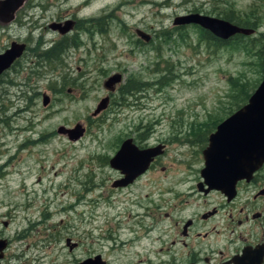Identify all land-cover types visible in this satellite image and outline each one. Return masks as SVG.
Returning <instances> with one entry per match:
<instances>
[{
	"label": "rangeland",
	"instance_id": "obj_1",
	"mask_svg": "<svg viewBox=\"0 0 264 264\" xmlns=\"http://www.w3.org/2000/svg\"><path fill=\"white\" fill-rule=\"evenodd\" d=\"M190 13L232 17L246 28L244 21L255 19V33L218 47L195 26L172 25ZM72 19L75 33L59 37L48 29ZM60 38L59 55H34ZM12 41L27 49L0 80V221L7 222L9 252L43 264H72L88 253L106 264L155 261L169 241L161 230L171 223L162 216L171 197L179 194L184 218L196 211L200 151L243 97L242 90L232 97L229 80L252 87L247 95L260 81L264 0H25L10 24H0V53ZM114 74L120 83L109 94L102 83ZM127 82L137 90H125ZM105 96L106 108L92 117ZM75 124L84 129L75 142L56 133ZM145 131L148 144L167 140L165 155L135 183L112 188L119 175L108 160L122 138ZM154 221L157 228L145 235ZM113 222L118 240L128 241L123 246L101 240ZM67 238L77 243L71 251Z\"/></svg>",
	"mask_w": 264,
	"mask_h": 264
},
{
	"label": "flooded vegetation",
	"instance_id": "obj_2",
	"mask_svg": "<svg viewBox=\"0 0 264 264\" xmlns=\"http://www.w3.org/2000/svg\"><path fill=\"white\" fill-rule=\"evenodd\" d=\"M69 21L73 22L72 29L69 32L75 33L78 29V22L75 19ZM63 22L57 21L52 23ZM244 24L248 25L250 29L253 30L256 20H246ZM196 29L198 30L197 27ZM253 33H255L254 30ZM63 42L64 38H60L57 42H52L46 49L52 51L55 49V51H57L59 47L64 46V44H62ZM17 43L24 44V51L6 71L0 74V80L8 71H12L17 61L25 54L27 49L26 44L22 42ZM34 55L38 58L40 56L42 57V54ZM31 75L37 76V72L34 71ZM19 92L22 93L20 88L18 89V93ZM134 135L135 134L132 133L131 138H122L123 140L121 139L119 141L118 147L125 139H131L132 143L138 149L158 147L160 148L161 154L153 157L147 169L124 187L135 183L153 169L161 158L159 156L163 153L165 155L168 145L167 140H156L154 143L148 144V140L146 139L148 135H151L148 131H145V133H137L135 138ZM201 142H204V139L201 140ZM205 142H207V138ZM204 145L206 146V144ZM202 167L203 161H201L196 174L195 190L199 195L196 211L189 218H184L182 210L177 204L180 201L179 194H175L173 198L171 197V199L174 200V204L171 205L168 212L162 214V216L165 219H169L171 223L167 226V230H161L163 231L161 237H165V239L169 241L168 244L163 242L162 246L156 250V254L160 256L155 261H151L150 264H264V163L260 165L248 179H242L235 183L234 195L232 197H227V195H223L216 190L204 192L206 186L202 185V179L200 177V170ZM161 171H164V168H161ZM115 172H117L119 176L116 177L114 181L122 179V175L118 171ZM197 185L200 189H197ZM189 194H191V192ZM210 197L214 198L210 199ZM147 214L149 216H155L153 213ZM135 216L141 219L145 217L141 214ZM172 216H174V220ZM157 224L158 223L154 221L152 226L146 227L143 230L145 235L153 228H157ZM115 225L116 224L113 222L111 226L113 229L106 230L105 236L102 237L101 240H103V243H110L113 246H115V244L123 246L126 242L128 243V241L122 242L118 240V235L120 236V234L118 233L117 235V228ZM6 226V221H0V264H43L44 261H41L42 258L27 262L25 261L27 259L25 257L11 255L9 247L12 240L2 235V230L5 229ZM21 237L20 234H15L14 239L19 241ZM159 239L160 237H157L155 241H159ZM66 240L68 241L67 244L65 243ZM129 241H133V239ZM186 241L188 243H186ZM64 244L68 251H71L77 246V243L71 242L68 238L65 239ZM182 249H184V251ZM52 262L53 261H49L47 264H51ZM71 262L72 264H106L104 258L93 253H88L82 258H71Z\"/></svg>",
	"mask_w": 264,
	"mask_h": 264
},
{
	"label": "water",
	"instance_id": "obj_3",
	"mask_svg": "<svg viewBox=\"0 0 264 264\" xmlns=\"http://www.w3.org/2000/svg\"><path fill=\"white\" fill-rule=\"evenodd\" d=\"M25 0H0V24L7 25L14 20L15 13L23 6ZM196 25L218 40L225 41L234 35L249 36L252 29L239 28L225 20L200 14H188L175 17L173 26ZM73 22L51 23L48 29L62 36L72 29ZM137 38L143 42L149 40L148 35L140 30H134ZM24 44L11 42L8 48L0 54V74L20 57ZM120 83V75L108 77L102 87L111 93ZM47 98H42L45 106ZM108 98L98 101L91 116L94 117L107 106ZM84 129L80 124L66 129L58 127L56 133L64 135L69 141L75 142L81 138ZM160 148L138 149L131 141H122L108 160V166L118 171L122 179L114 181L112 187H124L141 175L152 161L160 155ZM203 167L200 170L204 192L216 190L227 197L234 195V185L237 181L248 179L251 174L264 163V48L261 51V79L246 103L218 123L214 131L207 136V143L201 152ZM197 185V189H198ZM200 189V188H199ZM66 240V244H67ZM98 259V258H97ZM96 259V260H97Z\"/></svg>",
	"mask_w": 264,
	"mask_h": 264
},
{
	"label": "trees",
	"instance_id": "obj_4",
	"mask_svg": "<svg viewBox=\"0 0 264 264\" xmlns=\"http://www.w3.org/2000/svg\"><path fill=\"white\" fill-rule=\"evenodd\" d=\"M222 19L223 20H226V21H228V22H230V21H232V22H230V23H233V24H236V25H238V26H244L243 24H239V23H235V21L232 19V17H230V19L229 18H224V17H222ZM248 26V25H247ZM200 35H201V37H202V39L203 40H213V41H215L214 43L218 46V47H220L221 46V44H223V42L222 41H219V40H217V39H214V38H212L208 33H206L205 31H202V30H200ZM237 38H241L240 36H234V38H232V39H237ZM242 39H245V37H242ZM71 41V40H70ZM72 44H73V41H72ZM65 48V46H61V47H59L58 48V50L57 51H55V49H54V51H52V50H47V51H44L43 53H42V58L44 59V60H49L50 58H51V54H52V52L57 56V55H59L61 52H62V50ZM229 84H230V86L232 87V89H233V91H234V94H233V96L232 97H234L235 99H237L238 97H240L239 96V92L242 90V93H243V97L241 98V100L239 101V103H235V107H236V109L237 108H239L241 105H243L244 104V102L246 101V99L248 98V95H247V92L249 91V89H251V88H249V89H247L246 87H247V85L248 84H246V83H242V84H237L235 81H233V80H229ZM125 90H132V89H135V90H137V88H136V86L134 85V84H129V82H127L125 85ZM124 92H127V91H124ZM123 92V93H124ZM122 93V94H123Z\"/></svg>",
	"mask_w": 264,
	"mask_h": 264
},
{
	"label": "bare ground",
	"instance_id": "obj_5",
	"mask_svg": "<svg viewBox=\"0 0 264 264\" xmlns=\"http://www.w3.org/2000/svg\"><path fill=\"white\" fill-rule=\"evenodd\" d=\"M18 92V91H17Z\"/></svg>",
	"mask_w": 264,
	"mask_h": 264
}]
</instances>
